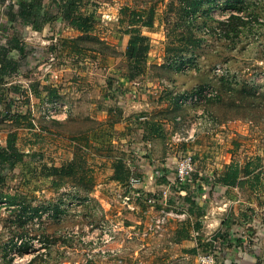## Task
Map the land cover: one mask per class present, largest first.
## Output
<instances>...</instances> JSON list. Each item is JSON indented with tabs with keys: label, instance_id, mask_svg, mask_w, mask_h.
<instances>
[{
	"label": "rangeland",
	"instance_id": "374dc122",
	"mask_svg": "<svg viewBox=\"0 0 264 264\" xmlns=\"http://www.w3.org/2000/svg\"><path fill=\"white\" fill-rule=\"evenodd\" d=\"M152 5L156 7V25L152 31H145L152 38L150 61H160L162 56L165 60L184 50H187L186 57L192 58L184 73H174L171 69L162 72L168 76L179 74L182 82H189L185 90H177L174 95L190 93L198 86L218 91V97L214 100L196 105L182 104V111L177 117L179 126H182L181 120L185 123L196 120L200 111L215 120L213 134H220V137L209 139L217 147L225 146L223 159L231 157L229 163L235 161L243 166L250 158H261L262 182L259 190L249 189L244 179L243 186L232 191L238 195L240 202L230 206L237 213L243 211L246 218H250V225H244L239 215H232L231 221L235 223L233 233L238 235L236 239H247V245L250 244L247 250L261 254L264 251V0H82V11H93L97 21L95 32L86 35L93 41L84 43V46L103 47L108 54L112 49L120 51L124 42V33L120 28L121 9L130 7L144 10ZM16 27L19 31L25 29L20 23ZM92 49L98 52L96 48ZM93 53L87 51L84 57L82 54L77 60H71L65 51L60 52L59 61L67 68L64 78L67 87L75 86L70 84L75 77L72 68L74 61L86 71L93 70L96 61ZM108 54L96 55L98 64L104 65L108 61L113 64L114 60ZM94 69L96 73L99 70ZM104 74H107V70L101 67L97 75L105 77L102 76ZM109 78L113 79L112 76ZM71 92H67V96L74 98ZM39 108L40 104L35 107L34 116L37 130L32 133L17 130L19 147L42 155L46 162L54 161L57 164L69 160L74 154L84 155L95 167L98 181L99 178L106 181L108 164L104 165L102 159L96 157L98 155L83 152L82 149L87 147L85 141L79 140L75 144L73 137L76 135L70 133L88 130L90 144L95 143L106 150L117 145L115 129L97 124V121L79 118L72 119L69 131L58 130L61 128L45 131L42 127L51 126L45 123L50 119L45 118L38 111ZM6 133L0 134V137L5 138ZM200 135L197 141H204L208 134ZM78 136L82 137L81 134ZM191 153L198 166V160L202 162L205 153L199 154L202 152L198 150L196 154L192 150ZM205 157L212 156L209 153ZM33 165L34 161L27 155L23 162L8 171L5 182L0 184V264H32L34 259H37L35 264H83L87 257L86 249L90 246L88 240L82 239H89L90 225L98 222L94 214L99 208H84L77 204L76 190L71 184L54 191L51 179L35 177ZM5 199L7 202L3 204ZM49 202H62V208L67 211L61 219L45 218L42 211L34 215L33 209L41 210ZM256 203L257 206L253 207L252 204ZM23 207L30 208L23 210ZM64 242L66 245L62 246ZM255 243L257 248L253 247ZM259 261L264 262L260 255Z\"/></svg>",
	"mask_w": 264,
	"mask_h": 264
},
{
	"label": "crops",
	"instance_id": "0c3cea01",
	"mask_svg": "<svg viewBox=\"0 0 264 264\" xmlns=\"http://www.w3.org/2000/svg\"><path fill=\"white\" fill-rule=\"evenodd\" d=\"M18 2L19 0L11 4L14 9L18 8ZM8 7L5 2H0V45L10 49L11 56H9L19 61V69L5 76V83L0 90V119L8 115L0 121V134L7 132L5 138L0 137V146L7 145L9 133L19 129L31 133L36 131L26 127V124L35 116V107L49 101V86L58 89L60 97L57 100L63 108L55 118L45 122L51 124L49 127L48 125L42 127L45 131L57 128L69 131L72 119L79 118L106 124L109 117L115 119L119 116L115 111L109 113L110 109L120 108L121 118L113 125L116 132L114 139L116 147L126 154L132 170L131 178L135 177L139 180L134 187L158 197L161 199V204L167 202L170 207L187 213L181 219H171L159 236L142 239L139 233L145 229L151 216L155 215L162 205L149 206L134 199L126 200L125 197L132 189L130 183L122 184L111 180L113 174L111 163L106 158H100L108 164L106 181H100L102 179L99 178L94 190L89 193L75 189V201L84 208H99L97 214H94L97 221L103 218L115 221L119 223L120 231L118 239L112 245L114 252L105 256L95 253V257L91 260L96 264H197L196 256L202 251L199 246L200 241L213 240L212 238L220 236L219 233L226 230L228 234L220 236L221 245L225 244L223 249L226 252L220 255V263L264 264L259 261V255L264 259L262 255L264 251L256 254L247 250L246 247L250 245H247V239H236L238 235L233 233L235 226L234 221H231L233 214L239 215L244 225H250V218H246L243 211L237 213L230 207L240 202L238 195L232 193L238 186L228 187L215 180L231 158L223 159L225 146L217 147V144L210 140H215L214 136L220 137V134L214 133V135V128H204L200 131L202 135L208 134L204 141L200 139L201 141L177 145L170 143L172 136L180 129L177 117L182 111V108L176 106L174 92L185 90L189 82H182L179 74L172 75L170 79L162 77L158 73L161 71L152 68V66H162L164 56L160 61H150V54L148 73L135 80H129L126 77L127 64L124 57L129 36L124 34L123 49L120 51L112 49L116 53L111 51L108 54L114 60L113 64L112 61L104 63L105 66L98 64V57H94L96 58L94 67L98 68V71L104 67L110 75L98 76V71L94 72L96 69L93 66V70L86 71L74 61L72 68L75 77L70 84L75 86L67 87L64 79L67 72L66 64L63 65L59 61L60 41L78 37L83 33L72 28L62 18L54 0H44V9L49 11L51 20L46 21L40 30L23 21H11L7 14ZM18 23L25 29L19 31L16 27ZM16 39L20 41L21 52L9 43ZM54 51L58 54H54ZM23 53L25 57H22ZM101 58L105 59L103 56ZM70 59L77 60V58ZM33 86L36 87L39 95L33 93ZM16 87L19 90H16ZM71 91L75 95L74 98L67 96V92ZM133 92H136V96ZM24 114H28L30 118L22 121L24 122L22 127L16 125L14 122L16 117ZM52 121L56 124L52 125ZM152 122L158 124L164 133L163 137H154L150 134L148 125ZM52 126L55 128H51ZM42 130L38 131L45 133ZM2 139L4 141H1ZM191 150L194 154L198 150L202 152L199 154L205 153V156L210 153L212 157L203 155L204 160L202 162L198 160V166L197 161L195 162L196 170L187 183V188L179 191L174 184L178 157ZM193 177L196 179L194 180ZM180 197H186L188 205L182 206ZM189 199L194 200L192 205L189 204ZM252 206H257V203ZM197 225L200 228H197ZM254 240L257 241L258 238ZM64 245L66 242L62 244ZM253 247L257 248V244L255 243ZM194 249H197V252H193Z\"/></svg>",
	"mask_w": 264,
	"mask_h": 264
},
{
	"label": "trees",
	"instance_id": "16d2710c",
	"mask_svg": "<svg viewBox=\"0 0 264 264\" xmlns=\"http://www.w3.org/2000/svg\"><path fill=\"white\" fill-rule=\"evenodd\" d=\"M54 1L57 3V9L62 18L67 21L72 28L83 33L78 37L65 38L61 40L60 52L65 51L68 57L73 59L82 56V54L84 57L87 51H91V53L94 52V55H92L93 57H96V55H98L99 53L108 54L105 53V48L103 47H100L99 49L96 45H90L91 48L84 46V43H90L91 41H93V38L89 40V37L86 35L93 34L95 32L97 21L95 19V14L93 11L90 13L82 11V0ZM0 2H5V0H0ZM14 8L15 7L13 5H9L7 11V14L9 15L11 21H23L25 23L31 24L33 28L37 30L42 29L43 24L46 21L51 20L49 11L44 9V0H19L18 8ZM156 20V7L154 5H152L149 9L144 10L131 9L130 7H123L121 9L120 28L124 34L129 36L127 47L124 53L125 61L127 64L126 77L129 80H135L148 73V60L150 52L152 50V38L145 31H152L156 25ZM95 42L97 43V41ZM9 43L10 45H13V48L20 49L21 52V46L19 45L20 41L18 39L10 41ZM92 48H96L98 52L94 51V49ZM169 50L172 51V49ZM186 52L187 50H184L182 52H177L176 54L170 55V57L164 60L162 66H152V68L161 71L158 73L162 77L168 78H170L171 76L162 73L163 71H166V69H171L174 73H184L188 70V66L190 65L189 60L192 59L186 57ZM112 53H116V51H113ZM9 55L10 49L6 46L0 45V90L5 83V76L17 72L19 69V61L11 58V55ZM59 56H61L60 53ZM22 57H25L24 53L22 54ZM15 89L19 90L17 87ZM48 90V97H50L49 101L57 100L60 97L57 88L49 86ZM201 90L203 89L198 86V88L194 91ZM213 90L216 93L214 96L207 98V102L218 97V91L215 88H213ZM33 93L39 95L35 86H33ZM184 96V93L178 95L175 94V103L177 107H181V105L179 104V99ZM112 111H115V113L119 116H117L115 119L109 117V119L106 121V124H97H104L113 127V125L120 120L122 110L120 108H111L109 113ZM7 117L8 115H5L3 119ZM29 118L30 116L28 114L20 115L16 117V120L14 122L16 125L22 127V124H24V122L22 121L28 120ZM3 119H0V121H3ZM34 121L35 120L33 116L28 121V123L26 122V127L37 130ZM55 124L56 122L52 121V125ZM148 127L152 136L163 137L164 133L160 130V127L156 122L149 123ZM88 133V130H79L78 133L72 131L70 134L76 135L73 137L75 138L73 140L76 141L74 142L75 144H77L79 140L85 141L87 147L82 149L84 150L83 152H89V154H91L92 156L98 155L96 156L97 158H106L107 161H110L111 168L113 169V174L110 177L111 180L122 184L129 182L130 178L132 177V170L126 159L125 152L123 150H119L117 147H112L104 150L100 149V147H98L95 143L90 144ZM79 134H81L82 137H79ZM18 137L19 135L17 131L9 133L7 145L0 146V184L5 182L8 171L12 170L17 164L23 162L24 158L28 155L34 161L33 172L35 177H38L40 180L51 179V188L54 189V191L60 190L66 184H71L74 189L80 192L82 191L83 193H89L94 190L98 182L96 169L88 162L87 158L84 155L77 156L74 154V156L69 160L64 161L60 164H57L54 161L46 162L44 161L42 155H38L35 152L30 153V151L26 152L21 149L18 145ZM107 161L103 162V164H107ZM260 162V157L250 158L243 166L238 162L232 161L225 166V169L220 172L215 180L217 183H221L222 185L228 187H239L243 186V180L245 179L244 184L247 185L249 189L258 191L262 182ZM193 179L195 180L196 177H193ZM187 186L188 184L183 186V188H187ZM192 196L194 199V195ZM193 199H189L190 205L194 203ZM5 202H7L6 199L2 203L4 204ZM180 204L182 206L188 205L186 197H180ZM62 206V202L56 204L47 203L42 207L41 210L39 208L36 210L33 209V211L34 215H38L40 211L44 213L47 210H52L53 215L51 216V218L61 219V217L65 214V209L62 208ZM25 208L28 210L30 207H23V210H25ZM35 217L36 216H34L33 218L35 219ZM196 227L200 228L199 225H197ZM184 230V232L186 233V229ZM226 233L228 234L227 231H224L220 232L219 234H221L222 236H226ZM212 239L213 240L200 241L199 246L202 248L201 252H213L215 247L214 240L216 239V237ZM224 246L225 244L222 245V248ZM222 248L219 249V253L216 254L218 260L217 264H223L219 262L220 255H224L226 253L225 249ZM193 252H197V249H194ZM36 260L37 259H34L32 264H35ZM83 264L96 263L94 262V260H87Z\"/></svg>",
	"mask_w": 264,
	"mask_h": 264
},
{
	"label": "built area",
	"instance_id": "2783aa9c",
	"mask_svg": "<svg viewBox=\"0 0 264 264\" xmlns=\"http://www.w3.org/2000/svg\"><path fill=\"white\" fill-rule=\"evenodd\" d=\"M16 1L17 0H5V3L7 5H11ZM218 70L220 71L221 68L219 67ZM215 93L216 92L213 88H203L201 91H192L190 93H186L184 97L180 98L179 104H202L206 102L207 98L214 96ZM133 94L136 96V92H133ZM61 108H63V105L58 100H51L43 102L38 111L41 112L45 118L50 119L55 118ZM197 114L201 116L191 123H185L186 121L182 120L180 121L182 126H180L179 131L172 136L170 141L171 144L177 145L183 143H193L197 140L202 129L214 128L216 123L211 116H208L205 113L201 114L200 111H198ZM34 123L36 127H38L36 121H34ZM195 170L196 167L193 153L184 152L178 157L176 164V179L174 184L179 191H181L183 186L189 182ZM138 182V178H130L129 183L132 189L131 193L125 197L126 200L134 199L149 206L161 204V199L158 197L149 195L141 189L134 187V185ZM161 205L162 207L158 209V212L151 216L145 229L139 233L142 239L159 236L171 219H181L187 215L184 211H178L177 209L170 207L167 202H164V204ZM52 215V210H47L43 213L45 218H51ZM90 228V234L87 235V238L89 239H82L83 241L88 240L90 246L89 249H87L89 251H87L86 261L93 259V257H95V253H100L103 256L112 254L114 252L112 245L114 241L118 239L120 231L119 223L103 218L94 224L91 223ZM221 241V237L217 236L214 240L215 247L213 252L198 253L196 256L197 264H217L218 260L216 254H218L219 249H221Z\"/></svg>",
	"mask_w": 264,
	"mask_h": 264
}]
</instances>
